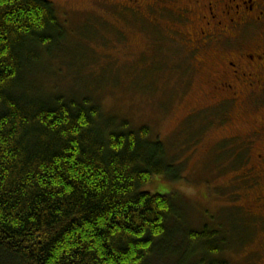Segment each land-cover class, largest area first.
Wrapping results in <instances>:
<instances>
[{
    "label": "trees",
    "instance_id": "1",
    "mask_svg": "<svg viewBox=\"0 0 264 264\" xmlns=\"http://www.w3.org/2000/svg\"><path fill=\"white\" fill-rule=\"evenodd\" d=\"M66 29L51 0H0V264H231L178 193L142 190L179 179L147 125L41 87Z\"/></svg>",
    "mask_w": 264,
    "mask_h": 264
},
{
    "label": "rangeland",
    "instance_id": "2",
    "mask_svg": "<svg viewBox=\"0 0 264 264\" xmlns=\"http://www.w3.org/2000/svg\"><path fill=\"white\" fill-rule=\"evenodd\" d=\"M51 1L68 38L41 87L90 93L116 120L147 125L173 155L179 179L154 177L142 190L178 193L187 226L208 224L227 237L231 264H264V223L253 216L264 198V178L243 172L246 163L256 168L264 146V137L246 142L256 135L264 106H214L210 80L217 54L210 47L191 51L150 29L142 15L120 13L127 0ZM167 20L161 19L163 28Z\"/></svg>",
    "mask_w": 264,
    "mask_h": 264
},
{
    "label": "flooded vegetation",
    "instance_id": "3",
    "mask_svg": "<svg viewBox=\"0 0 264 264\" xmlns=\"http://www.w3.org/2000/svg\"><path fill=\"white\" fill-rule=\"evenodd\" d=\"M120 8V13L142 15L150 29L187 44L191 51L212 48L217 54L209 79L214 106H264V0H127ZM162 18L168 19L166 28ZM259 119L256 135L246 142L264 137V117ZM255 162V169L245 164L244 174L261 172L264 178V146ZM256 202L258 213L252 214L264 223V198Z\"/></svg>",
    "mask_w": 264,
    "mask_h": 264
}]
</instances>
